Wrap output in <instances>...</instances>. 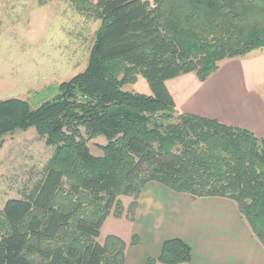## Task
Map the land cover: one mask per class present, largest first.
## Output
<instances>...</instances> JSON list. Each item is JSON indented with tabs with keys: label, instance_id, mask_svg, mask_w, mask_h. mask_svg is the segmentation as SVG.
Masks as SVG:
<instances>
[{
	"label": "trees",
	"instance_id": "obj_1",
	"mask_svg": "<svg viewBox=\"0 0 264 264\" xmlns=\"http://www.w3.org/2000/svg\"><path fill=\"white\" fill-rule=\"evenodd\" d=\"M101 21L87 67L34 107L0 100L5 136L35 128L53 155L40 179L0 210V264H127L120 236L98 238L107 218L134 221L157 181L192 197L235 201L264 246V137L182 112L167 81H206L228 58L264 48V0H70ZM144 77L151 94L128 89ZM99 136V155L89 142ZM137 244V243H136ZM191 246L163 242L147 264L189 263Z\"/></svg>",
	"mask_w": 264,
	"mask_h": 264
},
{
	"label": "rangeland",
	"instance_id": "obj_2",
	"mask_svg": "<svg viewBox=\"0 0 264 264\" xmlns=\"http://www.w3.org/2000/svg\"><path fill=\"white\" fill-rule=\"evenodd\" d=\"M100 25V20L80 13L70 0H0V100L18 97L37 107L51 99L49 90L37 91L57 87L87 67ZM248 81L256 83L264 96L261 67L251 69ZM179 83L180 78L171 82V87ZM128 89L151 94L142 76ZM4 139L0 148V210L9 199L21 197L35 185L54 151L35 128L18 130ZM106 143L107 138L99 136L89 145L99 155L102 150L98 145ZM120 198L125 208L123 216L118 218L112 213L98 240L104 243L107 235L120 236L128 245L129 259L138 251L145 258V241L138 243L139 236L127 217L134 198Z\"/></svg>",
	"mask_w": 264,
	"mask_h": 264
},
{
	"label": "crops",
	"instance_id": "obj_3",
	"mask_svg": "<svg viewBox=\"0 0 264 264\" xmlns=\"http://www.w3.org/2000/svg\"><path fill=\"white\" fill-rule=\"evenodd\" d=\"M255 66L264 70V48L221 61L218 71L206 81L190 72L168 80L167 85L178 110L247 128L264 137V96L256 83L248 81ZM179 78L178 86L174 83L171 87ZM130 222L138 243L145 241L148 254L144 258L138 251L129 259L126 250L127 264H147V258L158 257L163 242L170 238H181L191 246V260L183 264H264V246L238 204L228 198H194L151 181L140 196L135 220Z\"/></svg>",
	"mask_w": 264,
	"mask_h": 264
}]
</instances>
